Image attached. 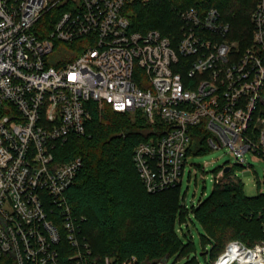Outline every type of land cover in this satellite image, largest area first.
<instances>
[{
	"label": "built area",
	"instance_id": "built-area-1",
	"mask_svg": "<svg viewBox=\"0 0 264 264\" xmlns=\"http://www.w3.org/2000/svg\"><path fill=\"white\" fill-rule=\"evenodd\" d=\"M133 1L0 0V260L113 264L93 257L65 195L82 158L57 164L54 153L85 133L92 102L140 112L157 130L168 125L133 151L150 192L181 182L188 151L201 140L230 148L241 164L247 151L264 157V0H256L244 43L215 6L180 8L177 40L132 30ZM57 5L52 28L39 36L37 24ZM74 42L66 62L48 61L58 44ZM231 245L257 251L264 264L263 242Z\"/></svg>",
	"mask_w": 264,
	"mask_h": 264
},
{
	"label": "trees",
	"instance_id": "trees-1",
	"mask_svg": "<svg viewBox=\"0 0 264 264\" xmlns=\"http://www.w3.org/2000/svg\"><path fill=\"white\" fill-rule=\"evenodd\" d=\"M255 3L256 0H135L127 5V12L131 13L132 30L144 32L155 28L177 40L180 8L194 4L215 6L230 21L234 38L244 43L252 36L250 16ZM62 8L63 5H57L44 15L37 24L39 36L52 28ZM78 44H67L65 48L68 50ZM91 113L85 133L69 136L54 153L57 164L76 157L83 160L65 195L80 219L81 233L90 243L93 257L101 261L110 256L113 264H121L131 257H135L138 264H168L171 257L184 259L182 264H201L197 252L193 254L195 246L190 238L184 244L176 230L177 215L182 223L187 222L189 213L181 202V182L150 192L133 161L135 146L157 133L162 134L168 125L158 123L164 128L157 130L140 112L115 111L109 104L99 107L92 102ZM208 150L210 148L201 140L190 147L188 154ZM225 167L218 168L217 173ZM238 168L237 163L224 172L215 180L210 195L192 208L207 235V238L202 237L203 244L206 241L211 244L201 253L206 264H213L233 240L249 247L264 243V191L247 195L243 180L236 174ZM0 264L17 263L6 255Z\"/></svg>",
	"mask_w": 264,
	"mask_h": 264
},
{
	"label": "rangeland",
	"instance_id": "rangeland-1",
	"mask_svg": "<svg viewBox=\"0 0 264 264\" xmlns=\"http://www.w3.org/2000/svg\"><path fill=\"white\" fill-rule=\"evenodd\" d=\"M66 45L67 43L58 44L55 50L48 55V61L52 64L66 62L67 58L64 56L68 53L65 48ZM245 158L244 164L240 165V168L236 170V174L243 180L246 194L252 196L259 191H264V157L253 151H247ZM186 159L187 164L180 185V198L189 213L186 217L187 222L182 223L178 221L180 216L177 215L176 230L184 244L188 243L190 238L195 246L193 254L196 251L200 263L206 264L205 256L201 253L204 251V247L208 249L211 244L209 241L203 244L202 237L207 238V235L204 232L202 223L195 217L192 208L200 200L210 195L214 188L218 168L227 165L233 166L239 161L236 154L226 146L201 153L191 152ZM185 233H188L189 237L185 236ZM227 247L228 244L222 255L226 252ZM183 261L184 259L176 260V258L171 257L167 263L182 264ZM217 261L218 259L213 264H216Z\"/></svg>",
	"mask_w": 264,
	"mask_h": 264
},
{
	"label": "bare ground",
	"instance_id": "bare-ground-1",
	"mask_svg": "<svg viewBox=\"0 0 264 264\" xmlns=\"http://www.w3.org/2000/svg\"><path fill=\"white\" fill-rule=\"evenodd\" d=\"M262 264L257 251H247L236 245L228 247L226 252L218 259L216 264Z\"/></svg>",
	"mask_w": 264,
	"mask_h": 264
},
{
	"label": "water",
	"instance_id": "water-1",
	"mask_svg": "<svg viewBox=\"0 0 264 264\" xmlns=\"http://www.w3.org/2000/svg\"><path fill=\"white\" fill-rule=\"evenodd\" d=\"M262 102L264 103V95H263V97H262ZM238 164L241 165L240 162H238ZM230 167H231V165H227V166L225 167V169H224V172L228 171V170L230 169ZM206 251H207V250H206ZM218 259H219V258H218ZM233 264H237V263H233Z\"/></svg>",
	"mask_w": 264,
	"mask_h": 264
}]
</instances>
